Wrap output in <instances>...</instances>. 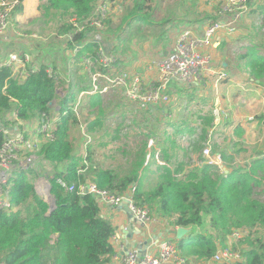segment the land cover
Returning a JSON list of instances; mask_svg holds the SVG:
<instances>
[{"label":"trees","instance_id":"1","mask_svg":"<svg viewBox=\"0 0 264 264\" xmlns=\"http://www.w3.org/2000/svg\"><path fill=\"white\" fill-rule=\"evenodd\" d=\"M98 1L38 0L34 19L59 25L60 34H68L65 43L73 48L74 63L84 64L88 59L92 73L102 78L108 68L97 55L96 27L87 25L84 30L77 31L70 21L75 19L82 23L92 14ZM130 1L114 31L121 30L124 25L130 29L135 21L154 25L147 11L149 0ZM22 8V0H17L10 11V19ZM250 14L258 19L257 28H251L257 33L251 34V38L245 35L239 38L237 44L244 51L234 59L237 58L249 78L258 80L264 87V3L251 9ZM259 32L262 36H258ZM57 69L53 63H41L36 70L26 68L24 77L19 79L11 67L0 64V145L5 139L3 128L13 122L6 120L9 113L15 114L14 121L41 116L50 120L56 118L52 138L37 152L52 166L53 173L46 177L53 207L34 186L35 179L42 174L43 164L36 170L17 168L11 174L12 209L0 211V263L107 264L114 254L110 239L115 226L101 215V205L95 194L80 192V186L94 184L113 194L132 189L136 205L146 206L150 214L162 218L169 226L191 227V233L175 241L179 254L188 264L209 259L218 244L237 228H246L248 235L241 242L242 260L235 264H264V152L246 166L229 167L228 172L211 162L203 153L209 129L215 124L210 106L207 110L198 109L191 122L189 117L176 121L171 133L166 130L160 133L155 124L149 126L144 121L146 126L143 127L141 122L134 120L129 130L132 134L130 145L125 146L127 141L114 146L112 142L120 138L119 128L114 127L112 135L103 123L112 110L103 107L104 97L100 91L105 84L91 89V74L86 83L80 82L75 74L74 79L68 77L70 91L59 96L56 88L64 80H57ZM81 91H89V94L82 96L78 105L87 103L82 109L86 107L94 116H82L86 147L76 155L72 132L83 131L75 110ZM97 130H102V134L92 139ZM150 139L152 146H148ZM107 147L111 152L113 148L119 150L125 159V169L105 166L97 159L95 150ZM157 150L161 163L155 158ZM220 157L227 159L223 153ZM149 176H153L154 184L145 188L144 180ZM59 178L73 189L61 187L56 182Z\"/></svg>","mask_w":264,"mask_h":264},{"label":"rangeland","instance_id":"2","mask_svg":"<svg viewBox=\"0 0 264 264\" xmlns=\"http://www.w3.org/2000/svg\"><path fill=\"white\" fill-rule=\"evenodd\" d=\"M5 1L12 2L13 0ZM189 3L191 6H189ZM130 4V0H116L114 5L109 8L106 17L101 19L105 22V25L102 24L100 27H98L101 29V33L98 35L99 38L102 39L104 44H109L111 46L113 44H111L110 41H113L115 38V44H118V46L115 47V50L114 48H111V50L109 48V52L111 51L110 53L106 52L107 45L102 48L105 51V54L103 55L104 59L114 60V58L118 56L119 58L123 56L131 57L133 56L135 49L143 50L145 47L150 48L151 45H154V37L156 38L157 42H164L157 39V35L159 36L163 34L162 27L166 26V28L172 30L178 28L179 24H181L180 22L176 23V25L174 23H167L168 25H164L162 27H159L158 25H155V27L149 25L147 27L145 25L146 23H138L137 25L132 23V29L119 39L118 35L115 36L112 30L118 24H120L124 10ZM147 4L149 6L147 11L150 14V19L156 23L162 18L163 20L169 19L168 22H170L171 19L174 21V19L178 18H181L182 20H188L190 22L197 21L200 17L199 13H201L203 10L210 12L215 9L217 11L220 6L218 0H213V2L209 5L204 3L202 0H149ZM168 5L173 7L177 6L176 13L170 9L167 11ZM193 8L197 9V13L193 11ZM93 17L94 15L92 14L88 18ZM24 19L25 25L23 27H14L15 30L20 33V35H17L16 38L19 41L27 40L28 44L30 45L28 48H33V50H26L28 48H26L25 43H20L19 50L22 51L25 49L26 51L24 52L32 57L33 62H39L42 60L48 64L53 63L57 65V80H61V82L64 80V83L58 84V87L56 88L57 94L59 96H63V94H65L67 82L69 78L74 79L75 74L79 77L80 82L83 83H86L90 74L91 78L92 76H96V74L92 73L90 69V62L78 65L74 63V58L72 55L73 48L67 47V44L65 43V38L68 36V34H60L61 32L58 31L59 25L57 26V24H55L53 21H37L34 19V17H24L23 20ZM76 21L78 22V20ZM254 21V16L248 12V14H246L242 19V26L238 28L237 33L242 32L255 35L257 31L251 29ZM13 25L10 23V28H13ZM160 30L161 33L159 34ZM171 30L166 31L165 34V41L167 45L172 44L171 42L167 41V37L170 38L172 33ZM231 35L232 34L227 35L230 41H237L240 37V35L237 37H231ZM258 36H262L261 32L258 33ZM258 40H260V38ZM211 48L213 53H217L219 57H221L220 60L223 61L224 58L227 59L226 56L234 60L235 55H238L244 51V49H240L238 44H230L224 47L221 46L219 48V43H217V45L212 44ZM210 54L212 57L211 51ZM232 66H239V63H233ZM128 68L129 67L126 65H116V68L113 67L112 69H108L104 74V77H97L95 78V81H90L89 79V86L91 89H94V87L98 88L99 85L103 84L108 85L107 87L109 89L105 91L104 87L100 92H102L104 97L103 107H105V109L112 108V110L108 113V117L104 119L103 123L105 128L107 127L108 131L112 135H114V131L116 130L113 128H119L117 135L120 138L112 142L114 146L127 141L128 142L125 144V146L130 145V142L132 141H130L129 136L132 134L129 132V130L133 128L134 120L141 122V124L146 121L149 126H151L153 123L155 124V127L160 129V133L163 130L171 133L176 121L182 120L185 117H189L191 122V120L195 118V114L198 110V105L196 103L202 96H204L210 105L213 104L211 106L214 108V112L218 116L216 125L212 129V138L209 140L210 145L207 144V147L210 150L208 156L210 159L213 157L212 153L216 155L221 153L225 154L227 159L222 160L220 157L219 164L222 165L224 171L227 172L229 167L246 166L255 156H258L260 153L264 152V89L255 82L257 80L248 81L245 77L247 74L242 73V68L240 70L239 68L235 67L239 71L233 73L226 71V74L224 72V74L229 77L219 81V83L213 84L212 79H209L208 81L206 80L208 84L203 89V94L189 92V94L186 95V92L178 94L175 91L170 90L169 96L171 101L169 103L151 106L147 111H142L143 109L138 108L135 102L128 100L124 94L122 85L118 84V76L124 72H127L126 70ZM140 69L141 68L139 65L135 67L137 74L142 78V75H140L138 72ZM222 71L225 70L222 69ZM143 88H145L144 85ZM188 97H190L192 100L189 101ZM86 104L87 103L84 102L83 104L77 106V115L80 117V122H82L83 131L81 129L79 131L76 129L72 132L74 152L76 155L85 151L86 147V137L84 136L85 120L82 118V116L87 114L94 116L87 112L86 107L82 109V106H85ZM53 105L55 109H57L54 102ZM182 114H184L183 117H181ZM8 119L9 115L6 116V120ZM144 126L146 125L143 124V127ZM98 133L101 135L102 130L95 131V134H92L91 136L92 139H95V136ZM126 133H128V136ZM150 142L152 143L150 144ZM152 144L153 141L151 139L148 140V146H152ZM185 145L186 144L183 143V146ZM92 147H96V140L92 144ZM108 148L109 147L99 150L96 149L95 155L97 156V159L100 160L105 166H110L117 170L125 169V159L122 157L119 150L117 148H113V151L111 152V150ZM157 153L158 150L156 151L155 155L156 159ZM157 162L161 163L159 160ZM52 173L53 170L50 166L43 165L42 174L35 179L34 184L46 180L48 181L46 176L51 175ZM153 184V176H149L144 180L145 188L152 187ZM43 199L48 201V199L44 196ZM149 216H153V214H150V211Z\"/></svg>","mask_w":264,"mask_h":264},{"label":"built area","instance_id":"3","mask_svg":"<svg viewBox=\"0 0 264 264\" xmlns=\"http://www.w3.org/2000/svg\"><path fill=\"white\" fill-rule=\"evenodd\" d=\"M202 1L204 3L213 2V0ZM218 2L220 6L216 11L215 19L205 20L202 26L199 25L194 28L192 26L180 27L168 51L154 61L158 71L155 79L144 84L138 74L124 72L118 76V84H121L124 88V94L128 100L135 102L138 108L146 110L151 106L167 104L171 101L167 93L169 83H175L180 87H189L203 79L204 73L210 68L212 61L211 45L221 40L222 32H237L239 28L237 26L242 23V19L252 8L251 0H218ZM15 3H17V0L12 2L0 0V35L7 34L10 31V11ZM113 3L114 0H99L93 9V18H87L82 23L77 22L75 19L70 20L72 27L77 31L84 30L87 25L96 27L95 38L99 40L97 55L99 61L108 69L113 68L112 62L114 60L104 59L103 57L105 54L104 49H102L104 43L98 36L101 33V29L98 27L102 24L105 25V22L101 19L106 17ZM85 61V63L90 62L88 59ZM3 65L16 69L19 78H23V72L26 68L36 70L40 64L33 62L32 57L27 53H12ZM48 71L51 72L50 68H48ZM99 76V74L92 76V81H95V78ZM143 85L145 88H143ZM107 86L106 84L103 86L105 91L108 89ZM94 89L96 88L94 87ZM69 91L67 83L65 93ZM85 92L89 93L88 91ZM81 95L82 93L78 94L75 110H77ZM55 119L50 120L43 116L28 120L16 119L15 123L12 122L7 128H3L5 139L0 145V211L12 209L9 178L17 168L27 171L36 170L41 164L52 168L49 163L43 161L37 155V152L44 142L52 138L51 131ZM209 151L206 146L203 150L206 157L209 156ZM219 155L214 154L210 161L220 166ZM56 182L68 190L73 189V186L68 185L62 178L57 179ZM35 188L40 196H44L49 200V181L37 182ZM86 188L88 192L97 196L101 207L107 205L110 207L117 206L124 200H128L127 206L141 228H147L154 221L149 216V210L146 206H138L134 203L132 189H128L122 194H113L98 189L94 184H89L80 186V192L82 194L86 193ZM247 235L248 230L246 228L233 229L223 243L218 244L213 256L202 264H230L241 261V241ZM112 237L115 238L114 235ZM115 259L118 264H188L187 259L179 254L174 240L169 238L152 241L143 255H140L136 249H128L122 254H116Z\"/></svg>","mask_w":264,"mask_h":264},{"label":"crops","instance_id":"4","mask_svg":"<svg viewBox=\"0 0 264 264\" xmlns=\"http://www.w3.org/2000/svg\"><path fill=\"white\" fill-rule=\"evenodd\" d=\"M3 1H5V0H3ZM115 1L116 0H114V3H115ZM114 3H113V5H114ZM262 3H264V0H251V6H252L251 9L256 8L257 6H259ZM207 4L209 5L211 3H207ZM37 5H38V0H22V6H23L22 11L17 13L15 16L12 17V19H10L11 25H13V24L14 25H13V28H10V31L8 33L9 35H7V34L0 35V64H3L9 58L10 54H12V53L19 54V53H26V52H24L26 50H33V48H28L30 45L28 44L27 40L26 41L17 40L16 37L18 35V32L15 30V28L17 26L19 28V27H23L25 25V19L26 18L23 20L24 17L31 18V17H35L37 15V13H38ZM189 6H191L190 3H189ZM169 9L173 10L176 13L177 6L173 7V6L168 5L167 11ZM193 9H194L193 11L197 13V9H195V8H193ZM199 14H200V17L198 18L197 21H191L190 22L188 20H182L181 18H178V19H174V21H172L173 19H171L170 22H168L169 19L163 20V18H162L159 22H157V23L154 22V25H153L154 27H155V25L162 27L164 25H168V24H172V23H174L176 25V23H179V22L181 24H179L178 28H175L172 30L169 28H166V26L162 27V29H163L162 33L163 34H161L159 36L157 35V39H159V41L162 40L164 42H161V43L157 42L156 38L154 37L153 43L156 46L151 45L150 48L145 47L143 50H136L135 49L134 54L131 57L123 56V57L119 58V56H118V57L114 58V61L112 62L113 67L116 68V65H122V66L126 65L127 67H129L126 70L128 73L137 74L135 67L139 65L141 69L138 70V72L140 75H142V80H143L144 84H146L147 81H149V80L155 79L158 71L155 67L154 61L156 58H160L161 55L165 54L171 46V45H167V43L165 41L166 31H169V30L172 31L170 38L167 37V41L172 43L175 36L177 35L180 27H182V25L192 26L194 28V27H198L199 25L202 26L204 24L205 20H212V19L216 18V10L215 9L210 11V12H207V10H203ZM254 20L255 21L253 22L252 26H258V19L256 16H254ZM181 21H183V22H181ZM134 23L137 25L138 23H141V22L135 21ZM141 24H144V23H141ZM241 24L237 27L240 28L242 26ZM145 25L147 27L149 26L147 24H145ZM114 29L112 30V32L115 34V36L118 35V38L120 39L124 34H126L128 31H130L132 29V27L130 29H128L127 26L124 25L123 28L121 27V30H117L119 32L114 31ZM160 33H161V30L159 31V34ZM229 34H232L231 37H237L238 35H240V37H243L245 35L246 37L251 38L250 33L222 32L221 37H220L221 40L217 42V43H219V48L221 46L224 47V46H227L230 44H237L239 39L237 41L236 40L230 41V39L227 36ZM113 41H110V43L113 44L112 46L109 44H104V46L107 45L106 46V49H107L106 52H109V48H110V50H111V48L112 49L114 48V50H115V47L118 46V44H115V38L113 39ZM20 43L21 44L25 43L26 48H28V49H26V50L24 49V50L20 51L19 50ZM217 43H215V45H217ZM18 51H20V52H18ZM210 51L212 53V61H211L210 68L204 73L203 79L200 82H195L194 84H192L191 86H189L186 89L180 87L179 85H177L175 83H169L168 90H167V93L169 95H170V90H173L178 94L186 92V95L189 94V92H195L197 94H203V92H204L203 89L207 86V84H208L207 81L209 79H212L213 84L214 83L216 84V83H219V81L229 77V76H226V74H227L226 71H229L231 73L239 71L235 67H237L241 70V66H232L233 63L237 62V58L232 60L231 58L226 56L227 59L224 58V61H223V60H220L221 57H219V55L217 53H213L212 48ZM218 52H219V49H218ZM36 63L48 64L47 62H44L42 60H40L39 62H36ZM12 69L15 72H17L16 69H14V68H12ZM222 69L225 71H222ZM224 72L226 74H224ZM242 73L247 74V75H245V77L248 81H255V80L249 78L248 73L245 72L244 70L242 71ZM17 74H18V72H17ZM220 75H222V76L220 77ZM223 75H224V77H223ZM18 78H19V76H18ZM19 79H22V78H19ZM255 82L259 86H261L259 84L258 80ZM261 87H263V86H261ZM263 89H264V87H263ZM123 90H124V88H123ZM180 90H181V93L179 92ZM79 93L80 94L82 93L81 97L86 95V94H89L85 91H81ZM100 93L102 94V92H100ZM188 98H189V101L192 100L190 97H188ZM196 104L198 105L197 106L198 109L203 108L204 110H207L209 107L208 105H210L204 96H202L199 99V101H197ZM211 105H213V104H211ZM211 105H210V107L212 108ZM212 111H213V114L215 116V124L209 129V139L207 140V143L209 145H210L209 140H211V138H212V129L214 128V126L216 125V122L218 120V116L215 114L214 108H212ZM14 117H15L14 113H9V119L8 120L11 119L15 123ZM220 166L224 171V168L222 167V165H220ZM224 172H226V171H224ZM35 185L36 184H34V186ZM35 190H36V188H35ZM44 200H46V199H44ZM121 204L122 203L118 204L117 206H112V207H110L108 205L101 207V215L103 217L110 219V221L115 226V233H114L115 238L111 237V239H110V242L114 248V254L107 264H118L116 262V259H115L116 254H118V253L122 254L123 252H126L128 249L138 250L139 245H141L144 242V240H146L148 238H156L154 241L161 239V238H169V239L174 240V242L176 240H178L175 238V228L176 227L169 226L166 223V221H164L162 218L153 215L152 218L154 219V221L151 222L147 228L146 227L141 228V226L139 225V223L137 221H135V220L130 221L131 219L128 216V213L124 210V208L122 207ZM127 226H131L132 229L129 231L127 229ZM143 233H144V235H143ZM121 247H122V249H121ZM205 261L206 260H198V261H194V262L192 261L191 264H202ZM230 264H235V263H230Z\"/></svg>","mask_w":264,"mask_h":264},{"label":"water","instance_id":"5","mask_svg":"<svg viewBox=\"0 0 264 264\" xmlns=\"http://www.w3.org/2000/svg\"><path fill=\"white\" fill-rule=\"evenodd\" d=\"M85 192L86 193L88 192L87 188L85 189ZM48 198H49V200L48 201L45 200V201H47L50 204L51 208H52L53 207V200H52V198L50 196V193H49ZM127 202H128V200H124L121 205L124 208V210L128 213V216L131 219L130 221H133L135 219L133 218V216L131 214V211L129 210V208L127 206ZM127 229L130 231L132 228H131V226H127ZM191 231H192V228L191 227L178 226V227L175 228V238L176 239H182L183 237H185L186 235H188L189 233H191ZM143 235H144V233H143ZM155 239L156 238H148V239L144 240V242L141 245H139V248H138L139 254L140 255H143L144 254V251L147 249V247L149 246V244L152 241H154Z\"/></svg>","mask_w":264,"mask_h":264}]
</instances>
